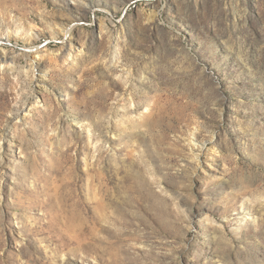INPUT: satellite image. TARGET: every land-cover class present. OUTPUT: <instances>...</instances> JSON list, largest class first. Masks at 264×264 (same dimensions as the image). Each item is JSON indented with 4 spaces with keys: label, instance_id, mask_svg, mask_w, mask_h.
<instances>
[{
    "label": "rangeland",
    "instance_id": "obj_1",
    "mask_svg": "<svg viewBox=\"0 0 264 264\" xmlns=\"http://www.w3.org/2000/svg\"><path fill=\"white\" fill-rule=\"evenodd\" d=\"M0 264H264V0H0Z\"/></svg>",
    "mask_w": 264,
    "mask_h": 264
}]
</instances>
